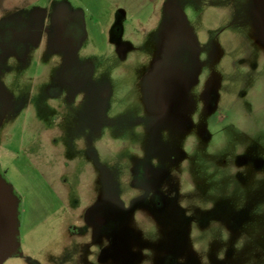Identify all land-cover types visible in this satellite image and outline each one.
I'll use <instances>...</instances> for the list:
<instances>
[{
	"label": "rangeland",
	"instance_id": "rangeland-1",
	"mask_svg": "<svg viewBox=\"0 0 264 264\" xmlns=\"http://www.w3.org/2000/svg\"><path fill=\"white\" fill-rule=\"evenodd\" d=\"M255 2L0 0V171L31 258L3 264H264ZM51 149L88 161L69 198ZM83 212L107 218L106 253L68 239Z\"/></svg>",
	"mask_w": 264,
	"mask_h": 264
},
{
	"label": "flooded vegetation",
	"instance_id": "flooded-vegetation-1",
	"mask_svg": "<svg viewBox=\"0 0 264 264\" xmlns=\"http://www.w3.org/2000/svg\"><path fill=\"white\" fill-rule=\"evenodd\" d=\"M253 11L255 15V21L258 23V26H259L261 40L264 43V0H256ZM46 131H51L52 133L51 142L52 143H54L53 139L55 138V136L57 134H60L61 132V130L54 129V128H51V129L46 128L45 132ZM59 152L60 151L56 149L54 150L51 149V151H49L47 155L51 156V159H52L51 169H52L54 180L56 182V188H57V190L55 189L56 192L59 195H62L63 197L69 198L71 195V192L74 191L73 188L66 186L69 174H75L73 176L77 178L78 183H80L82 180V177L84 176V173L86 172V169L88 168L87 166L89 164H88V161L85 160V158H75L74 160H71L69 158L68 160H63L59 157L60 155ZM41 160L45 161V158ZM0 174L3 177V173L1 171H0ZM13 193H14V190H13ZM18 206H19V200H18ZM162 207H163L162 202L159 196L155 194L154 192H148L147 201L145 202V204L143 203L141 208L149 209V210L151 209V211H159L162 209ZM74 208H75L74 205L68 204L67 212L70 213ZM76 216L77 218H74V216L72 217L73 222L69 223L67 226L68 239L69 240H73V239L79 240L81 239V237L87 235V237L89 238L88 240L91 239V242H93L92 244L98 245L100 248V251L106 253L107 246L109 243H111V240L113 237L111 236V233L107 231L106 229L107 228L106 225L108 223L107 218L103 214L99 213V214H95L94 216H92V219L90 221L85 222L83 220L85 216L84 212L81 214H77ZM18 226H19V211H18ZM17 240H18V247H17L16 252L12 256H19L25 262L29 261L31 258H29V256L23 255L21 252L19 233L17 236ZM113 254H115L116 257H122L123 252L119 247H114ZM61 256H62L61 254L53 253L51 255V258H52L51 260L57 261L58 259L61 258ZM51 260L43 264H54Z\"/></svg>",
	"mask_w": 264,
	"mask_h": 264
},
{
	"label": "water",
	"instance_id": "water-1",
	"mask_svg": "<svg viewBox=\"0 0 264 264\" xmlns=\"http://www.w3.org/2000/svg\"><path fill=\"white\" fill-rule=\"evenodd\" d=\"M18 198L0 174V264L18 247Z\"/></svg>",
	"mask_w": 264,
	"mask_h": 264
},
{
	"label": "crops",
	"instance_id": "crops-1",
	"mask_svg": "<svg viewBox=\"0 0 264 264\" xmlns=\"http://www.w3.org/2000/svg\"><path fill=\"white\" fill-rule=\"evenodd\" d=\"M225 6H226V12H227V11H228V9H229V2H228V3H227ZM231 10H232V9H229V11H230V12H232V11H233V10H232V11H231ZM229 11H228V12H229Z\"/></svg>",
	"mask_w": 264,
	"mask_h": 264
}]
</instances>
